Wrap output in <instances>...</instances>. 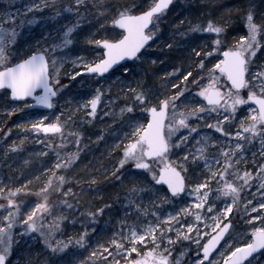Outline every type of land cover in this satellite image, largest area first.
<instances>
[{
	"label": "snow or ice",
	"instance_id": "6c2138e0",
	"mask_svg": "<svg viewBox=\"0 0 264 264\" xmlns=\"http://www.w3.org/2000/svg\"><path fill=\"white\" fill-rule=\"evenodd\" d=\"M171 2L172 0H153L151 6L144 11L119 9L111 20L112 25L122 29L116 36L93 38L90 33L85 37L86 42L95 46L91 57L71 53L65 57L57 55L58 50L69 49L77 39L81 25L89 23L90 8L86 0H74V5L65 6V11L72 14V19H66L63 24L47 30L42 37L44 45L41 46L40 41H37V50L30 55L21 53L16 48L18 29L25 24H34L39 17H21L19 9L15 10V15L10 9L0 10V89L10 94L13 102L19 101L31 107L42 105L52 108L58 93L64 87L56 79L59 76L57 65L67 58H71L74 66L71 73L73 78L84 73L99 81L115 79L125 85L121 94L129 97L131 102H126L120 108V113H132L136 118L128 121L131 131L125 134L126 145L112 176L121 179L122 183L127 180L130 185L124 201L127 209L125 218L129 214L141 212L145 217L149 216V212L143 209L144 195L147 194L151 197L148 202L157 219H150L143 226L128 225L127 232L123 227L125 220H121V229L113 233L111 239L104 243L97 242L92 256L101 257L99 264H181L185 252L181 251L175 257L173 253L176 244L184 240L195 244L199 250L190 264H256L264 256V67L252 70L250 65L251 58L260 45L257 37L264 32V14L261 15L260 22H257L254 19L255 5L250 0L245 14L248 35L234 38V43L227 47H224L227 43L224 38L225 29L220 24L210 19L206 27L199 23L193 25V31L215 34L212 46L207 51L193 49L194 54L200 58V72L194 75L191 71H185L179 77H173L182 79L183 85L178 86L169 80L168 84L175 90L170 96L164 95L163 99L152 103L151 97L140 87L131 86L133 81L128 76L133 74V69L129 68L127 61L144 56V50L150 47L149 42L156 35L158 24ZM42 7H55L54 0L51 5L46 0L31 3L25 6V10ZM92 7L97 14L102 15L111 5L99 4L97 0ZM58 17H61V12L55 11L50 19L55 21ZM5 21L12 26L5 28ZM213 53L217 55L214 56ZM21 55L24 58H20ZM206 60L211 64L210 68L205 64ZM205 69L207 75L202 76ZM173 72L180 70L174 68ZM101 87L96 88L90 99L76 101L72 111L82 107L88 118H95L104 94ZM41 89L42 92L39 91ZM244 89H247L246 96L242 94ZM112 102L109 98L108 103ZM249 102L254 103L249 105ZM18 110L22 111L16 106L5 109L10 112ZM192 117L199 122L193 125L190 122ZM46 119V116L39 115L29 120L31 130L44 134L60 133L61 143L67 141L60 117L57 116L54 122L48 123L45 122ZM233 124L235 131L230 130ZM205 126L217 130L222 136H214L205 131L196 138L192 137V133ZM181 129H185L184 134L176 136ZM82 135L83 133L75 134L77 149L63 154L65 159H61L62 153L57 151L55 169H67L78 159L82 147H86L82 145ZM257 140L260 147L258 151L250 152L249 159L250 147ZM213 145L217 146L216 153L212 156L205 155ZM177 153L182 155L177 156ZM201 161L207 171H201L197 177L198 182L188 183L189 168L198 167ZM129 162L132 167L126 169L125 165ZM44 171L47 172L48 168ZM149 175L151 182L142 179ZM53 176H56L55 170ZM53 176H49L44 187L39 189L42 201H30L25 205L27 210L23 212V219L21 202L15 198L21 192V187L0 186V198L7 201V204L0 203V210H3L0 212V264H11L9 258L17 243V224L22 225L19 235L39 233L44 245L53 252H62L73 243H87V226L85 235H80L75 240L69 237L53 243L66 218L63 215L54 216L50 223L44 222L57 205L72 210V201L75 199L73 188L69 187L65 191L61 187L59 192L64 199L49 203L48 193L53 184ZM56 181L63 186L65 177L56 176ZM213 182L216 184L215 191L212 188ZM2 183L0 180V184ZM24 183L29 181L25 180ZM244 193L253 199H247ZM210 194L213 199L209 198ZM221 196L225 200L224 206L219 208L216 200ZM256 196H259L258 200ZM241 197L246 205L243 210L245 214L255 213L249 217V221H259L260 226L250 224L247 239L234 243L232 238L225 239V234L233 224V220L228 218L233 213V205L238 206ZM228 198L231 202H228ZM156 201L160 205L183 201L187 203H182L179 209L173 207L165 214L159 210ZM76 207L78 208V204ZM110 207V204H105L85 215L95 221L97 215L103 214ZM189 215L194 218L191 223L184 219ZM225 219L226 222H222ZM132 253L137 255L133 257ZM217 253L219 261L215 259ZM108 257H111V262Z\"/></svg>",
	"mask_w": 264,
	"mask_h": 264
},
{
	"label": "rangeland",
	"instance_id": "374dc122",
	"mask_svg": "<svg viewBox=\"0 0 264 264\" xmlns=\"http://www.w3.org/2000/svg\"><path fill=\"white\" fill-rule=\"evenodd\" d=\"M251 1L258 2V0ZM42 2L43 0H12V2L0 0V10L10 9L12 14L15 15V10L19 9L21 17L27 19H31L33 15L39 17L34 24H25L23 28L18 29L16 48L21 53L30 55L32 51L37 50V41H40L41 46L44 45L42 37H44L47 30L54 29L57 24H63L66 19H72V14L65 11V6L68 4L74 5V0H54L55 7L25 10L26 5ZM46 2L49 5L53 4V0H46ZM96 2L97 0H86L90 8L89 23L81 25L74 44L69 49L58 50V56L65 57L68 53H71V55L82 54L91 57L94 55L92 49L95 46L85 41L86 36L91 33L93 38H113L118 30L114 29L111 20L115 18L114 14L119 9L143 11L151 6L153 0H122V8H119L116 3H112L111 7L102 15L97 14L96 9L92 7ZM109 2L110 0H98L99 4L105 6L110 5ZM194 2L195 0H175L172 7L161 18L150 47L144 50V56L128 63L129 68L133 69V74L128 76V79L133 81L131 86L140 87L151 97L152 103L163 99L164 95L170 96L172 91L175 90L168 84L169 80L178 84V86L183 85L184 81L182 79L177 80L173 77H179L180 73L185 71H191L194 75L200 72L198 68L200 58L194 54L193 49L207 51L215 39L213 33H201L192 30L193 25L198 23L206 27L208 20L211 19V15L207 13L208 8H205V20L199 19L200 15L196 13L197 8L190 7V4H194ZM55 11H60L61 17L53 21L50 17ZM83 11L82 8L81 12ZM241 23L244 26L242 35L246 36L248 31L245 17L241 18ZM11 26L5 21V28ZM224 38L226 39V37ZM257 39L260 41V45L251 58L250 67L252 70L264 67V32L260 33ZM227 46L229 44L226 43L224 47ZM201 55H203V52ZM213 55L217 54L213 53ZM20 58H24V55H21ZM205 64L208 68L211 67L207 60ZM57 67L59 68V76L56 79L59 80V85L64 87L58 93V98L49 112L30 110L29 106L20 102H13L9 98V94H6L4 90H0V180L3 181L0 186L21 187V192L15 198L21 202V219H23V212L27 210L25 205L29 204L30 201H42L43 197L39 195V189L44 187L49 176H53V170H55L56 176L63 175L65 177L63 186L59 185L56 176H53V184L48 193L49 203L64 199L59 192L61 187L65 191L71 187L75 197L72 201L74 208L68 210L63 205H57L44 223H50L54 216L63 215L66 218L62 221V227L57 231L53 243L56 240L69 237L75 240L80 235H85V226H87L89 229L85 235L87 243L83 245L73 243L62 252L59 250L53 252L51 248L44 245L43 237L39 233L19 235L22 232V225L17 224L15 226V232L18 234L16 236L17 243L14 245L9 258L11 264H99L101 257H93L92 252L96 249L97 242L104 243L105 240L112 238L113 233L121 229V220H125L123 227L127 232L128 225L143 226L146 225L148 220L157 219L152 205L148 202L151 197L147 194L144 195L143 209L149 212V216L145 217L141 212L129 214L125 218L124 213L127 209L124 201L130 185L127 180L122 183L121 179L112 176L115 165L122 157L123 147L126 145L125 134L131 131L128 121L136 118L135 114L132 113H120V108L126 102H131L129 97L121 94V89L125 88V85L120 84L115 79L99 81L95 77L86 76L82 73L80 76L73 78L71 73L74 66L71 58L62 60ZM174 68L179 69L180 72L174 73ZM76 70H78V66ZM201 75L206 76L207 69ZM59 85L55 86L58 87ZM97 87H101L102 93H104L101 97L97 116L88 118L82 107L73 112L72 107L75 102L85 98L90 99L91 95L95 94ZM242 94L246 96L247 89L242 90ZM109 98L113 101L110 104L108 103ZM200 99L203 100V98ZM249 105L251 104L249 103ZM14 106L22 109V111H5V109ZM241 109H244V106H241ZM241 114H243V111H241ZM39 115L47 117L46 123L54 122L56 117L59 116L64 125L63 134L68 140L62 144L60 133L43 134L42 132H33L29 120ZM69 116H71V119H68ZM190 122L195 125L199 121L197 118L192 117ZM9 129H11L10 132ZM230 130L235 131V124L232 125ZM205 131L211 132L214 136H222L217 130L205 126L192 133V137L196 138ZM184 132L185 129H181L176 133V136L183 135ZM76 133H83L80 139L82 145H86V147H82L78 159L73 161L67 169H55L57 151L62 153L61 159L66 158L63 154L76 151L77 145L74 139ZM117 145L120 146L117 147ZM259 147V141H254L248 153L249 159L250 152L258 151ZM216 150L217 146H210L205 155L212 156L216 153ZM180 155L182 153H177V156ZM131 166L132 163L129 162L125 165V168H131ZM249 167H251V164H249ZM45 168H48L47 172L44 171ZM202 170L207 171L204 169L203 161L200 162L198 167L189 168L187 182L197 181V177L200 176ZM102 179L105 180L104 185L101 184ZM142 179L151 182L150 175L144 176ZM25 180H28L29 183L25 184ZM212 188L215 191V182L212 183ZM24 189H30L31 191L25 192ZM244 196H247L249 200L253 199L247 193H244ZM209 198L213 199L214 197L210 194ZM256 199L258 200L259 196H256ZM98 200L99 203L92 208L91 206ZM224 200V197H219L216 200L217 207L222 208ZM228 202H231L230 198H228ZM0 203L7 204V201L0 198ZM182 203H187V201L166 205H160L159 201H156L159 210L165 214L173 207L179 209ZM77 204L78 208L76 207ZM105 204H110L111 207L106 208L103 214L97 215L95 221L85 215L86 212H94L96 208ZM245 206L243 197H241L238 206L233 205V213L228 217L233 220V224L226 239L232 238L234 243L247 239V235H250L248 231L250 224L260 226L259 221H249V217L255 213L245 214L243 211ZM193 207L195 206L193 205ZM2 211L0 210V212ZM184 219L185 222L191 223L194 218L189 215ZM222 222H226V219ZM162 223L165 222L162 221ZM137 230H140V228L137 227ZM209 231L211 230L209 229ZM181 251L185 252V255L181 258V264H190L199 250L195 244L184 240L176 244L173 256L175 257ZM132 255L135 257L137 253H132ZM108 259L111 262V257H108ZM215 259L219 261L218 253ZM256 264H264V256H261Z\"/></svg>",
	"mask_w": 264,
	"mask_h": 264
},
{
	"label": "trees",
	"instance_id": "16d2710c",
	"mask_svg": "<svg viewBox=\"0 0 264 264\" xmlns=\"http://www.w3.org/2000/svg\"><path fill=\"white\" fill-rule=\"evenodd\" d=\"M116 3L119 8H122V0H110L109 4ZM250 0H195L194 4L191 3L190 7H196L198 18L205 20L206 11L211 15V20L220 24L225 29V37L227 44L234 43V38L238 39L244 33V26L241 23V18L245 17L247 8L249 7ZM255 5V17L257 22H260L261 15L264 14V0L251 1ZM105 180L102 179V183ZM104 185V184H103ZM99 203L95 202L91 207L94 208Z\"/></svg>",
	"mask_w": 264,
	"mask_h": 264
},
{
	"label": "water",
	"instance_id": "95a60500",
	"mask_svg": "<svg viewBox=\"0 0 264 264\" xmlns=\"http://www.w3.org/2000/svg\"><path fill=\"white\" fill-rule=\"evenodd\" d=\"M173 1L174 0H172V2H171V4L169 5V8L172 6V3H173ZM168 8V9H169ZM167 9V10H168ZM113 27H114V29H117L118 31H122V29H119V26H114L113 25ZM151 42H152V40L149 42V45L151 44ZM221 56H222V53H221ZM135 58H131L129 61H127V62H132L133 60H134ZM123 63V62H122ZM84 75H86V74H84ZM86 76H88V75H86ZM0 90H3V89H0ZM39 91H41L42 92V89L41 90H39ZM9 98H11V96H10V94H9ZM11 100L13 101V99L11 98ZM16 102H19V101H16ZM251 105H253V103L254 102H249ZM99 106V105H98ZM30 108L32 109V110H40V111H45V112H49V110H51L52 108H47L46 106H42V105H37L36 107H31L30 106ZM44 134V133H43ZM48 134H50V133H48ZM230 229H231V226H230V228H229V232H230ZM228 232V233H229ZM228 233H226L225 234V239H226V236L228 235ZM224 243V240L222 239V241H221V245ZM219 247V246H218Z\"/></svg>",
	"mask_w": 264,
	"mask_h": 264
},
{
	"label": "flooded vegetation",
	"instance_id": "af4514ba",
	"mask_svg": "<svg viewBox=\"0 0 264 264\" xmlns=\"http://www.w3.org/2000/svg\"><path fill=\"white\" fill-rule=\"evenodd\" d=\"M83 75H84V74H83ZM28 108H30V106H29ZM30 110H32V109L30 108ZM33 111H35V110H33Z\"/></svg>",
	"mask_w": 264,
	"mask_h": 264
}]
</instances>
